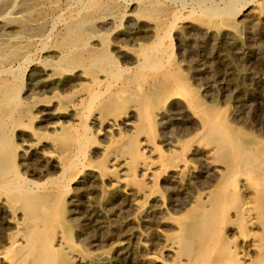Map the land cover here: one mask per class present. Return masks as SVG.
Listing matches in <instances>:
<instances>
[{"label": "bare ground", "instance_id": "bare-ground-1", "mask_svg": "<svg viewBox=\"0 0 264 264\" xmlns=\"http://www.w3.org/2000/svg\"><path fill=\"white\" fill-rule=\"evenodd\" d=\"M77 1L62 32L43 42L49 54L27 72L26 87L9 62L30 60L32 40L0 46V264L83 263L87 245L72 223L86 235V189L107 193L120 212L128 208L129 221L151 210L156 221H146L174 224L160 232L158 250L143 246V264H264V132L231 125L202 99L177 31L195 16L233 29L248 0H193L187 14L164 0H131L130 8ZM255 1L262 7L251 2L245 16L264 12V0ZM120 15L128 24L148 19L138 33L121 27ZM172 111L185 121L175 136L166 126ZM194 158L206 164L197 169ZM134 234L120 232L114 245L126 252Z\"/></svg>", "mask_w": 264, "mask_h": 264}, {"label": "rangeland", "instance_id": "rangeland-1", "mask_svg": "<svg viewBox=\"0 0 264 264\" xmlns=\"http://www.w3.org/2000/svg\"><path fill=\"white\" fill-rule=\"evenodd\" d=\"M0 1V46L4 43H7L8 40L9 43H26L29 41V39L32 40L31 44L33 50L31 49L28 58L30 60H27L23 63L24 67L18 58H16L17 62L14 60L15 58L11 59L9 62L10 66L13 65L11 66L12 69L20 71L22 73V77L25 76L23 78V82L26 87L27 72H29V70L33 67L42 68L44 63L40 62H43L44 56L49 54L47 48L43 46L44 43L48 46L52 44L54 38L53 36H56L59 32H62L61 30L64 28L63 24H65L66 20L72 15L73 10L80 8V5L77 3V0ZM128 1L130 2L131 0H117L120 6L130 8L131 5H127L129 3ZM145 1L146 0H132L131 2H133L132 6H137L140 5V3L143 4ZM225 1L227 0H219L217 2H219V4H223ZM251 2H255V7H262V4L257 3L255 0L242 2L239 5L240 8L242 7L241 10L239 11L237 8L239 13L234 16L237 23L233 28L234 30L232 27H219L215 22H213L214 24L208 23V20L205 17L195 16L182 19L177 31L181 30L183 44L187 48V52L184 57L185 60L183 61L184 69L187 73L192 72L194 74L192 79L195 83V86L201 93L202 99L209 102L219 114H224L227 121L231 125L238 127L242 126L240 127L242 130L253 135H259L264 132V12L261 14L255 13V15H252V17L245 16L244 14L247 12V8ZM165 4L179 7L181 10H183L184 14L189 13V9L193 8L195 5L193 4V0H164V5ZM67 8H69L68 11ZM20 14L22 16H20ZM126 17L127 16L122 18V15L117 16V20L122 19L121 27L128 29L133 28L137 30L138 33L143 31L140 26L142 21H146V19H148L142 15L139 19V22L134 21L131 23L133 25L131 27V24H128ZM49 28H51V30ZM48 33L50 36L49 41L43 38V36L48 35ZM33 54L35 55L33 56ZM175 57H178L177 52ZM184 125V118L180 115L174 114L172 111L166 120V126L168 129H174V131H170L168 135L175 136L174 133L177 131L176 127L183 128ZM186 127L188 128L187 124ZM27 131L31 130L28 129ZM98 137L102 138L103 135H99ZM197 159L199 161H197ZM17 161L19 164L20 159H17ZM193 162L197 169H201L205 163L200 158H194ZM19 169L21 170V166H19ZM70 185L68 192L73 193L74 189L72 187V183H70ZM87 190L88 189H86V194H84L83 197V208H80V216H83L82 218L88 230L85 233L86 235L79 237L78 226L75 225V222H73L72 233L75 239L82 238L81 243L84 247L87 245L85 248L89 250H87L88 256L85 255L87 257H85L83 263H80L79 260L75 259L76 261L74 260L72 264H143L141 257L143 255L142 253L144 249H148V246L149 249L150 247L153 248L150 250L159 249L158 245L160 244V239H158V237H160V232L161 234L170 233L175 230V227H173L174 224L171 222H163L159 225H156V227L154 223L146 221V219H153L156 221L157 217L151 210H148L144 217L140 218V216H136L134 217L133 221H129L126 218V215L129 211L128 208L123 209V212H120L117 209L119 208L118 202L111 203L112 201L110 202L105 200L107 193H102L101 190H99V192L98 190ZM92 193H94V195ZM68 196L69 193L67 194L66 199H68ZM66 201V211L68 210L66 213L69 214L70 204L68 200ZM79 202L76 203L74 210H76L77 205L80 206L81 203ZM125 210H127V212ZM91 211L95 212V214L99 215V218L101 217L103 219H92ZM72 213L74 216L76 215L78 217L77 213ZM129 226H133V228H130ZM110 229H115L117 232L111 233ZM132 229L135 234L128 239L130 244L125 250L126 252L116 248V244L114 245V243L116 242L115 240H117L116 238L120 236V232H124L126 230L129 231ZM89 230L91 231L92 235L88 234ZM100 234L102 235L100 236ZM116 235L118 236L116 237ZM136 239L137 241H135ZM111 241L112 243H110ZM99 244L102 247H99ZM143 246H146L147 248H144ZM106 247L108 248L107 250ZM98 250L104 252L106 251V257L96 261L91 260L92 256L94 255L92 253H95ZM91 254L92 256H90ZM160 260L163 261L161 258Z\"/></svg>", "mask_w": 264, "mask_h": 264}]
</instances>
